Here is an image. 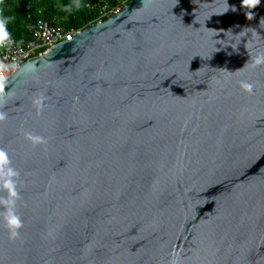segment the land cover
<instances>
[{"label":"water","instance_id":"1","mask_svg":"<svg viewBox=\"0 0 264 264\" xmlns=\"http://www.w3.org/2000/svg\"><path fill=\"white\" fill-rule=\"evenodd\" d=\"M241 4L132 0L12 76L0 264H264V0Z\"/></svg>","mask_w":264,"mask_h":264},{"label":"clouds","instance_id":"2","mask_svg":"<svg viewBox=\"0 0 264 264\" xmlns=\"http://www.w3.org/2000/svg\"><path fill=\"white\" fill-rule=\"evenodd\" d=\"M84 0H71L69 5H64L57 0V7L65 12H70L75 9H80L83 6ZM148 0H145L147 3ZM261 0H242L241 7L248 9L246 13L247 18L252 20L253 12L252 10L259 7ZM5 0H0V56L3 55L4 51L9 45L13 43L11 33L8 31L7 25L15 20L14 16H5L4 14ZM235 10V9H233ZM71 39V37H69ZM264 65V53L258 55L254 58L253 67ZM35 65H27L23 68L19 62L13 58L11 62H7V57L0 59V102L3 101L5 96V90L8 85L9 80L13 75L21 72H26L29 70H34ZM241 89L248 95L254 94V85L247 82H241ZM38 110L42 107L43 98L34 101ZM5 114L0 112V122L5 120ZM26 139L31 141L33 145L46 143V141L40 137L33 135L31 133H26ZM19 172L12 167V163L9 154L4 149L0 148V191H5L7 195L5 197H0V206L4 207L2 213L6 228L9 232V239L16 240L20 236V230L23 227V222L21 217L15 211L17 200L19 199V193L17 191V180ZM175 264V262H174Z\"/></svg>","mask_w":264,"mask_h":264},{"label":"trees","instance_id":"3","mask_svg":"<svg viewBox=\"0 0 264 264\" xmlns=\"http://www.w3.org/2000/svg\"><path fill=\"white\" fill-rule=\"evenodd\" d=\"M90 0H84L80 9L73 8L65 12L57 7V0H5V16H14L15 20L7 25L12 38L23 43L30 39L31 30L39 20L52 25H60L66 29H81L95 20V12L87 8ZM111 5L117 0H108ZM64 5H69L71 0H60Z\"/></svg>","mask_w":264,"mask_h":264},{"label":"built area","instance_id":"4","mask_svg":"<svg viewBox=\"0 0 264 264\" xmlns=\"http://www.w3.org/2000/svg\"><path fill=\"white\" fill-rule=\"evenodd\" d=\"M130 1L132 0H117V4L111 5L108 0H90L86 6L89 10L95 12L96 17L94 21L81 29H66L60 25H52L39 20L31 30L30 39L20 43L12 38L13 43L8 46L0 59L6 56L7 62H11L15 58L22 67L29 60L41 56L56 45L70 42L86 29L101 24L112 16L119 14Z\"/></svg>","mask_w":264,"mask_h":264}]
</instances>
